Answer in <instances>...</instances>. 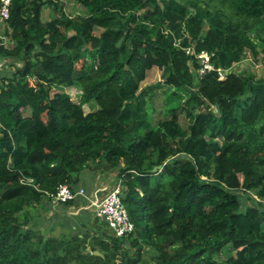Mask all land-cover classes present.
<instances>
[{
    "label": "trees",
    "instance_id": "1",
    "mask_svg": "<svg viewBox=\"0 0 264 264\" xmlns=\"http://www.w3.org/2000/svg\"><path fill=\"white\" fill-rule=\"evenodd\" d=\"M77 1L12 0L0 21V264H264V77L233 69L264 56V0ZM153 67L173 91L151 120ZM84 170L117 172L132 231L82 208L41 228L83 205L51 195Z\"/></svg>",
    "mask_w": 264,
    "mask_h": 264
},
{
    "label": "rangeland",
    "instance_id": "2",
    "mask_svg": "<svg viewBox=\"0 0 264 264\" xmlns=\"http://www.w3.org/2000/svg\"><path fill=\"white\" fill-rule=\"evenodd\" d=\"M62 7H63V11L68 13L70 16H77L79 14L87 13V9L84 6H82L77 0H62ZM55 13H56V11L47 5L44 7V10H43V18L45 20H48V19H50L51 15H53ZM0 33L3 36H6L5 25H0ZM260 56H261V54H260ZM233 67H234L233 69L239 73L252 71L258 77H264V56H261L257 59H254V57L250 53H248L247 57H245V59L242 62L235 64ZM66 90L72 95V97L75 101H80L79 89H77L75 87H69ZM142 90H144V92H146V100L148 102L147 104H148V109L150 112V119L151 120H153L154 115L157 112L164 111L166 113L167 109L170 107L167 104V102L169 101V98L172 95L173 90L169 89V85H167L165 83V80L162 77V70L161 69H159L158 67H153L151 70L148 71L146 79L141 83V91ZM84 108H85V111L88 112L91 109L95 108V104L94 103L85 104ZM178 113H179V110H178ZM105 176L106 177H103V179H106L107 183L113 184V185L115 184L113 181H111L112 177L114 178V175L111 174V172L106 173ZM80 179L83 181V183L86 186L90 187L91 186L90 185V183H91V181H90L91 171L90 170H84L80 175ZM85 185H84V187L86 188ZM113 185H112V187H113ZM116 185H117V183H116ZM87 191H88L87 195L89 197H93L91 194H89L90 191L88 189H87ZM242 194L243 193H240L241 196H242ZM254 197H256V196L254 195ZM79 198L82 199V203L85 204V206L88 205V202H87L88 199L87 198H82V197H79ZM257 199L259 200V198L256 197L255 200L248 201V205L251 202L256 204ZM73 200H75V199H73ZM54 205H57V204L54 203ZM58 206H61V205L59 204ZM50 209H52V207H49L48 213L46 215H44V217L42 219L38 220V224L41 226V228L45 232L59 236L60 233H62L64 229H68V226L70 225L69 223H71V222L65 223L64 221H62V219H64V218L68 219V216H77V214L80 213L81 207L76 206L75 209H73L72 207H70L68 209L61 208V210L58 208V210L60 212H58L56 210L51 211ZM82 209H84V208H82ZM84 211L90 212L92 214V215H90V218H89V222L92 223L93 219L96 216L95 208L89 207V208L85 209ZM54 212L60 214L59 220H55L53 218ZM63 212H66V214ZM55 221H57L56 224H54ZM53 225L55 226V228H52ZM46 230H48V231H46ZM228 256H229L228 253H221L218 256V259L223 260V259H226Z\"/></svg>",
    "mask_w": 264,
    "mask_h": 264
},
{
    "label": "built area",
    "instance_id": "3",
    "mask_svg": "<svg viewBox=\"0 0 264 264\" xmlns=\"http://www.w3.org/2000/svg\"><path fill=\"white\" fill-rule=\"evenodd\" d=\"M11 1L12 0H1L0 21L9 18ZM192 48L193 47H188L186 49L187 53H194ZM195 55L200 63L198 68V73L200 75H204L208 71L214 69V65L211 62V55L207 51H201L195 53ZM228 72L229 70L227 69L218 68L219 78L224 79ZM32 181V179L27 180V182ZM122 192L123 186L121 181L102 198L97 196H93L94 198L89 197L85 187L73 189L69 184H61L58 186L57 191L51 195V198L55 204L62 201L65 202L77 199L79 197L87 198L88 202L95 206L96 216L107 223L111 233L121 236L135 228V224L131 221L127 207L123 202L121 196Z\"/></svg>",
    "mask_w": 264,
    "mask_h": 264
},
{
    "label": "crops",
    "instance_id": "4",
    "mask_svg": "<svg viewBox=\"0 0 264 264\" xmlns=\"http://www.w3.org/2000/svg\"><path fill=\"white\" fill-rule=\"evenodd\" d=\"M108 173H110V172H108ZM111 174L114 175V178L111 176L112 177L111 181H113L115 183L114 185L107 183L106 179H103V177H106L105 174H101V173L93 174V173H91V179H90V181H91L90 185L91 186L90 187L86 186L83 183V181L81 180L79 187H84V185H85L86 188L90 191L89 194H91L92 196H97V197L102 198L113 189V187L116 185V183H119L121 181L117 175V172H111ZM112 185H113V187H112ZM89 207L95 208V206L91 205L90 202H88L87 206H85V204H83L81 206V208H84V209H87Z\"/></svg>",
    "mask_w": 264,
    "mask_h": 264
},
{
    "label": "water",
    "instance_id": "5",
    "mask_svg": "<svg viewBox=\"0 0 264 264\" xmlns=\"http://www.w3.org/2000/svg\"><path fill=\"white\" fill-rule=\"evenodd\" d=\"M119 43H120V41H119ZM119 43H118V44H119ZM158 168H161V166H156L154 169L157 170ZM95 253H96V254H101L99 251H95Z\"/></svg>",
    "mask_w": 264,
    "mask_h": 264
}]
</instances>
